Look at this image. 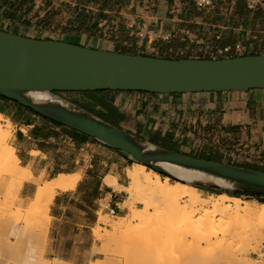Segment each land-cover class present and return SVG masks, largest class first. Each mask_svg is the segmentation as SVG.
Here are the masks:
<instances>
[{"label": "crops", "instance_id": "obj_1", "mask_svg": "<svg viewBox=\"0 0 264 264\" xmlns=\"http://www.w3.org/2000/svg\"><path fill=\"white\" fill-rule=\"evenodd\" d=\"M211 1L210 7L198 8L196 0H0V32L160 60L264 55V0ZM116 93L114 105L131 118L144 120L151 135L162 142L171 140V122L177 128L176 136L180 129L200 122L203 128L217 131L199 152L216 163L264 173V89ZM76 94H87L88 102L103 106L95 100L97 93ZM5 101L0 99V114L12 125L10 145L20 166L34 179L41 177L39 182L62 174L79 176L75 189L57 192L49 206L44 256L81 264L76 260L81 255V237L95 227L97 214H123L126 197L121 189L126 188L127 171L134 162L122 152ZM222 138L225 141H219ZM145 141L162 147L154 140ZM175 144L170 146L176 148ZM108 177L115 187L105 183ZM35 189L36 184L25 182L21 198L25 202L32 199Z\"/></svg>", "mask_w": 264, "mask_h": 264}, {"label": "water", "instance_id": "obj_2", "mask_svg": "<svg viewBox=\"0 0 264 264\" xmlns=\"http://www.w3.org/2000/svg\"><path fill=\"white\" fill-rule=\"evenodd\" d=\"M254 89H264V55L160 60L0 32V98L122 152L162 176L195 187L264 197V173L171 152L103 121L59 94L172 95Z\"/></svg>", "mask_w": 264, "mask_h": 264}, {"label": "rangeland", "instance_id": "obj_3", "mask_svg": "<svg viewBox=\"0 0 264 264\" xmlns=\"http://www.w3.org/2000/svg\"><path fill=\"white\" fill-rule=\"evenodd\" d=\"M96 93L99 95L95 96V100H98V103H102L103 106H98L96 102L95 105L88 102L89 98L86 97L88 96L87 94L60 93L59 96L68 101L75 102L73 104L78 107L85 109L94 116L121 130L129 131L128 133L136 137L158 142L162 145V148L166 150L178 153L177 150L179 149L178 151H182L181 155L186 157L209 162L216 161L211 157H206V154L199 152V149L201 147L205 148L203 146L210 144L214 139L217 129L215 130L211 127L203 128L199 122L183 130L180 129L178 136H176L177 128L175 127V123L171 122V130L168 133L171 140L162 142L158 137H153L151 135L144 120L136 116L131 118L127 113L123 112L121 108L114 105L117 96L116 92L111 95L109 94L113 92L109 91L105 93ZM6 120L7 118L2 116L0 125H6ZM176 125H178V123ZM164 126L165 122L163 121L160 123V131L164 130ZM10 132L11 136L7 140L9 146H11L10 142L13 137L12 127ZM219 141H225V138L219 139ZM151 143L155 144L153 141H151ZM172 144H175L176 148L170 146ZM237 154L239 153H236V155ZM160 176L162 178L165 177L162 175ZM30 178V181L27 182H32L34 184L39 183L41 180V177L34 179L31 176ZM20 182L21 177L14 176L9 165H4L0 161V264H56V260H49L44 256L47 234L45 236L36 234L39 235V237L32 234V228L34 226L38 228L40 216L37 212L31 211L29 208L31 199L25 202V200L21 198L20 191L22 186ZM169 182L172 183L173 180L169 179ZM128 186L129 181L127 179L126 188H128ZM126 188L121 190L125 192V197L127 198ZM194 188L196 189L195 193L204 203L211 202L215 197L225 193L212 189ZM227 195L231 198L241 199L242 206L247 203L257 210L259 209L258 207L263 204L262 202H264L263 196H251L248 194ZM187 200L186 198L180 199L178 202L173 201L167 208H159L153 204L148 209V215L154 213L155 210H160L158 226L154 225L156 226V230L152 225L150 227L151 229L147 226L144 234H141L140 237L134 236V234L129 231L139 226L138 222H132L127 228H122L119 233H114L112 231L111 224H115L118 220H127L130 217L132 210H129L128 207L121 205L123 214L120 215H106L99 212L97 214L98 219L95 227L89 230L88 234L85 232L86 234L84 233L81 237V250H78V253H81V255L78 256L76 260L82 262L81 264H214L215 260L225 264L229 254L228 250H207L205 248V243H197L192 239V234L195 231H200L202 235H205V231L212 224L211 231L213 233L210 237V242H217L221 237V235L217 234V231L226 227L225 220L222 223H218L217 221L214 223L206 221L199 222L198 220L201 218V215L204 214L202 211L195 214L193 222H185L179 231L173 230L174 227L172 225H174L177 220L179 226L181 219L184 221L186 220L183 215L188 213L189 208L186 207ZM133 208L138 211L142 210V203L140 201L136 202ZM206 211L210 213L211 208H208ZM174 213L179 215L177 220L172 217ZM182 216L183 218H181ZM217 219L218 217L216 216L215 220ZM158 227L160 231H158ZM147 228H149V230ZM106 231L112 232L109 237L103 236L106 234ZM123 234L124 236H121ZM142 238L145 239L143 240ZM41 239H43V243ZM110 239H113V241L110 242ZM138 239L142 240V242ZM76 241L77 243L75 244H78L79 240L77 239ZM261 244H264V229L259 232L257 243L251 245V247L247 249L248 260L245 264H259L252 254ZM84 253L87 254L86 258H83V256H85Z\"/></svg>", "mask_w": 264, "mask_h": 264}, {"label": "bare ground", "instance_id": "obj_4", "mask_svg": "<svg viewBox=\"0 0 264 264\" xmlns=\"http://www.w3.org/2000/svg\"><path fill=\"white\" fill-rule=\"evenodd\" d=\"M0 119H2L1 114ZM11 127L12 125L9 120H6V125H0V161L4 165H9L14 176L21 177L20 184L22 186L25 182L30 181L31 174L27 169L20 166L14 149L7 144V140L11 136ZM170 171L173 172V174L181 175V173L175 170L170 169ZM127 179L129 181V186L125 189L127 198L123 205L128 207L129 210H132V213L127 220L122 219L118 220V223L116 222L113 225L111 224L112 231L114 233H119L122 228H127L132 222H138L139 226L129 231H131L134 236L140 237L141 234H144L147 226H149V228L151 225L158 226L160 210H155L154 213L148 215V209L153 204L159 208H167L173 201L178 202L180 199L187 198L186 207L189 209L188 213L183 215L186 220L184 221L181 219L179 226V222L177 220L179 215L174 213L172 217L176 218L175 220L177 221L174 225H172L174 227L173 230L179 231L185 222H193L195 214L202 211L204 214L201 215V218L198 220L199 222L206 221L214 223L217 221L218 223H222L225 220L226 227L217 231V234L221 235L217 242H210V237L213 233L211 231L212 224L205 231V235H202L200 231H195L192 234L193 241H196L197 243H205V248L207 250H228L229 254L225 264H245V262H247V249L251 247V245L257 243V236L259 235V232L264 229V204H261L258 207V210L254 209L247 203H243L244 205L242 206L241 199L231 198L226 193L215 197L211 202L209 201L208 203H204L195 193V186L174 180L170 183L168 178H162L160 174L147 169L144 165L138 163H134L131 170L127 172ZM78 181V175L66 176L62 174L49 182H39L36 184V189L30 201L31 203L29 208L31 211H35L39 214L40 222L38 224V228H36V226L32 228L33 235H46L50 223L48 209L56 193L59 191L66 192L74 190ZM105 183L109 186L115 187V182L112 177H108L105 180ZM138 201L142 203V210L140 211L133 208L134 204ZM208 208H211L210 213L206 211ZM183 216L181 218H183ZM216 216L218 217L217 220H215ZM156 226H154L155 230ZM149 228L147 229L149 230ZM158 231H160L159 227ZM111 233V231H106V234L103 236L109 237ZM39 235L36 236L39 237ZM121 236H124V234ZM147 237L150 238L149 236ZM43 239H41L42 243L44 242ZM142 239L144 240L145 238ZM138 240L142 242V240ZM111 241H113V239H110V242ZM55 262L56 264H67L66 262L58 260ZM214 264L222 263L221 261L215 260Z\"/></svg>", "mask_w": 264, "mask_h": 264}, {"label": "built area", "instance_id": "obj_5", "mask_svg": "<svg viewBox=\"0 0 264 264\" xmlns=\"http://www.w3.org/2000/svg\"><path fill=\"white\" fill-rule=\"evenodd\" d=\"M195 3L198 8H207L211 6L212 1L196 0ZM225 52H227V50H225ZM252 255L259 264H264V244H261Z\"/></svg>", "mask_w": 264, "mask_h": 264}, {"label": "trees", "instance_id": "obj_6", "mask_svg": "<svg viewBox=\"0 0 264 264\" xmlns=\"http://www.w3.org/2000/svg\"><path fill=\"white\" fill-rule=\"evenodd\" d=\"M101 93H105V92H101ZM1 100H4V99H2V98H0ZM200 188V187H199ZM225 193H227V194H240V193H230V192H225ZM246 195V194H245ZM248 195H251V194H248ZM251 196H256V195H251ZM263 204H264V202H262Z\"/></svg>", "mask_w": 264, "mask_h": 264}]
</instances>
